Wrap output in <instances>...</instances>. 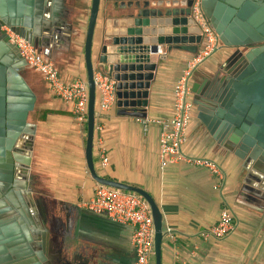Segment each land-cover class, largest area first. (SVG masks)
<instances>
[{"label":"water","instance_id":"95a60500","mask_svg":"<svg viewBox=\"0 0 264 264\" xmlns=\"http://www.w3.org/2000/svg\"><path fill=\"white\" fill-rule=\"evenodd\" d=\"M101 0H90L83 40L85 80L88 87L85 162L90 176L100 184L130 190L148 203L154 225L153 264H161L164 238L162 214L153 197L141 187L106 178L96 171L93 138L96 109L94 73L115 82L117 112L145 117L147 93L153 79L157 46L195 53L200 27L192 17L198 2L207 24L221 47L231 49L218 80L207 77L191 83L196 117L214 139L225 145L246 169V195L262 204L264 199V0H105L114 13L93 55V37ZM65 0H0V134H7L9 164L0 203V264H72L60 247L51 248L43 208L34 212L29 177L36 124L29 120L36 94L19 73L28 67L7 30L23 37L37 51L54 43L71 41L72 24L64 16ZM191 28V29H190ZM5 92L6 98H5ZM6 100V101H5ZM2 142V139L0 138ZM17 151L20 155H17ZM3 147L0 145V154ZM13 163L21 170L12 177ZM2 167V164H0ZM1 177V175H0ZM8 187H10L8 189ZM7 216L3 217V212ZM36 213V218L32 215ZM9 215V216H8ZM80 259V257H79ZM78 264H89L80 259Z\"/></svg>","mask_w":264,"mask_h":264},{"label":"crops","instance_id":"0c3cea01","mask_svg":"<svg viewBox=\"0 0 264 264\" xmlns=\"http://www.w3.org/2000/svg\"><path fill=\"white\" fill-rule=\"evenodd\" d=\"M107 3L100 1L93 55L110 23V14L114 13ZM89 4L90 0H65L63 18L72 24L75 35L69 43L66 39L57 44L52 40L51 59L65 82L85 78L82 46ZM161 47V53L150 58L157 65L146 97L145 117L149 118L171 116L174 83L192 54ZM231 51L220 46L193 72L191 83L204 77L218 80L224 76L220 68ZM41 81L40 95L34 90L36 99L40 98L37 110L48 113L44 119L37 116L30 120L36 124L30 171L36 174L39 195L49 205L48 228L57 239L54 249L60 247L63 257L72 264H78L80 259L89 264H136L131 226L112 221L83 205L93 196L97 185L85 162V123L76 118L71 102L55 96L42 78ZM117 110L115 104L96 118L95 123L103 125L108 164H100L95 134L94 164L100 175L141 187L156 201L165 233L161 264H264V199L259 204L247 197L242 160L205 129L196 117L195 106L184 150L216 161L223 172L221 180L204 167L184 162L161 168L160 125L149 123L143 131L139 119L143 117ZM224 206L233 215V230L220 238L203 236Z\"/></svg>","mask_w":264,"mask_h":264},{"label":"built area","instance_id":"2783aa9c","mask_svg":"<svg viewBox=\"0 0 264 264\" xmlns=\"http://www.w3.org/2000/svg\"><path fill=\"white\" fill-rule=\"evenodd\" d=\"M192 17L200 27L201 45L195 53L186 60L181 75L173 86V112L167 118H139L143 131L149 123H157L161 130L159 134V162L163 168L168 164L184 162L193 166L206 168L218 180L223 177L219 164L206 157L192 155L184 150L187 128L193 116L191 77L203 61L215 52L221 43L215 31L207 24L198 2L192 6ZM10 39L17 45L19 52L28 67L37 71L47 84L48 89L57 97L73 104L76 118L85 123L88 102V87L85 78L65 82L59 75V70L48 56V49L37 51L23 37L9 31ZM162 51L157 46V54ZM96 87L95 121L100 113L115 105V82L103 74L94 73ZM103 125L94 124L95 145L100 164H108V155L102 136ZM83 205L96 214H104L110 220L131 226V243L134 249L136 264H152L154 225L147 201L138 193L130 190L97 183L93 196ZM234 227V219L227 207H222L217 221L203 234L215 238L224 237Z\"/></svg>","mask_w":264,"mask_h":264},{"label":"flooded vegetation","instance_id":"af4514ba","mask_svg":"<svg viewBox=\"0 0 264 264\" xmlns=\"http://www.w3.org/2000/svg\"><path fill=\"white\" fill-rule=\"evenodd\" d=\"M2 29L6 30L4 27H2ZM9 41L11 43L15 44L10 38H9ZM19 73L27 80V78L25 77V74H24V69L19 71ZM7 74H8L7 71L3 74L0 72V81L2 78H5V84H4L5 91H7V89H8V81L6 80ZM27 82H28V80H27ZM0 86H1V84H0ZM30 86H31V84H30ZM6 94L7 93L5 92V98H6ZM0 138L2 139V142L0 141V145L3 147V153L0 154V164H2V167H0V175H1V177H0V200H1V199H6L5 193L7 190L4 191L2 189V186H5L8 183V180L6 179V177L8 175V169L5 167V165L9 164V155L7 153L8 152V148H7L8 136H7V134L6 133L3 135L0 134ZM16 153H17V155H20L19 151H17ZM31 164H32V155H31ZM11 173H12L11 175H12L13 179L19 177V175L22 174L21 170L18 168V166L16 167V164H14V163H13V168H12ZM29 177L31 179V183H30V186L32 188L31 198H32V202H33V203H29V204H31V206L33 205L34 212H36V210H37V204H39L43 208L44 215H45V219H44L45 224L48 227V224L50 222L49 205L43 201L42 197L38 193V180H37L36 174H34L33 172L30 171ZM9 188L10 187H8V189ZM0 208H4V204L0 203ZM34 212L32 215L34 216V218H36V213H34ZM7 214L8 213L5 211V212H3L2 216L6 217ZM49 231H50V229H49ZM50 241H51V248L54 249V247L57 246V239H55L54 235L53 236L51 235V231H50Z\"/></svg>","mask_w":264,"mask_h":264},{"label":"rangeland","instance_id":"374dc122","mask_svg":"<svg viewBox=\"0 0 264 264\" xmlns=\"http://www.w3.org/2000/svg\"><path fill=\"white\" fill-rule=\"evenodd\" d=\"M24 74L28 80V83L31 84L32 89L35 90V92H37L38 95H40V91L43 88V86L41 85V82H42L41 81V78H42L41 75L31 67H25L24 68ZM39 101H40V98L38 96V98L35 101V108L29 114V120H34L35 117L38 116L37 107L39 106Z\"/></svg>","mask_w":264,"mask_h":264},{"label":"trees","instance_id":"16d2710c","mask_svg":"<svg viewBox=\"0 0 264 264\" xmlns=\"http://www.w3.org/2000/svg\"><path fill=\"white\" fill-rule=\"evenodd\" d=\"M47 113H48L47 110H42L40 113L38 112V118L44 119Z\"/></svg>","mask_w":264,"mask_h":264}]
</instances>
